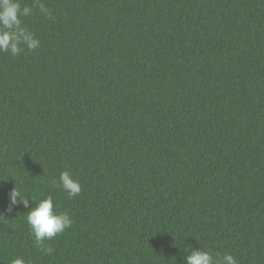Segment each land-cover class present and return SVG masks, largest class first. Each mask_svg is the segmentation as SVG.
Listing matches in <instances>:
<instances>
[{
  "label": "trees",
  "instance_id": "16d2710c",
  "mask_svg": "<svg viewBox=\"0 0 264 264\" xmlns=\"http://www.w3.org/2000/svg\"><path fill=\"white\" fill-rule=\"evenodd\" d=\"M38 2L40 46L0 52V264H264V0ZM48 195L73 223L44 253Z\"/></svg>",
  "mask_w": 264,
  "mask_h": 264
},
{
  "label": "clouds",
  "instance_id": "9594fccd",
  "mask_svg": "<svg viewBox=\"0 0 264 264\" xmlns=\"http://www.w3.org/2000/svg\"><path fill=\"white\" fill-rule=\"evenodd\" d=\"M39 7L44 15H49V10L37 3L33 5ZM33 14V7L21 6L20 0H0V52L8 53L11 56H18L25 48L33 51L40 46V41L34 33L22 26V17ZM57 187L67 193L68 198H74L81 193L80 182L73 178V174L62 171L57 181L53 182ZM34 197L25 194L19 188L14 187L8 193L9 206L6 212H12L17 203L29 208L30 202L33 204ZM5 216L0 213V221H6ZM26 221L30 229V234L34 237L36 245L40 246L44 253H51L52 249L44 247L45 240H51L57 235L70 228L73 220L68 212H60L55 209L53 197L51 195L39 200L34 207L28 211ZM186 264H238L236 258L231 254H213L211 250L191 249L185 256ZM10 264H26L23 257L17 256Z\"/></svg>",
  "mask_w": 264,
  "mask_h": 264
}]
</instances>
